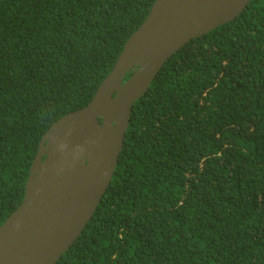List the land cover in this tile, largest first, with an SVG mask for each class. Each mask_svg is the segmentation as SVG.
<instances>
[{"label": "trees", "instance_id": "16d2710c", "mask_svg": "<svg viewBox=\"0 0 264 264\" xmlns=\"http://www.w3.org/2000/svg\"><path fill=\"white\" fill-rule=\"evenodd\" d=\"M154 1L0 0V225L43 134L93 98ZM57 264H264V0L168 58Z\"/></svg>", "mask_w": 264, "mask_h": 264}, {"label": "water", "instance_id": "95a60500", "mask_svg": "<svg viewBox=\"0 0 264 264\" xmlns=\"http://www.w3.org/2000/svg\"><path fill=\"white\" fill-rule=\"evenodd\" d=\"M249 3L154 1L93 98L43 134L24 198L0 225V264H57L111 184L135 102L176 51L236 18Z\"/></svg>", "mask_w": 264, "mask_h": 264}]
</instances>
